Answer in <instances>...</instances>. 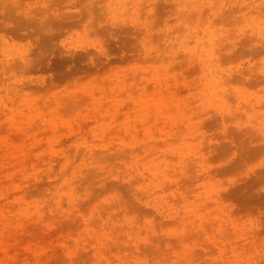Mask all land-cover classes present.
Masks as SVG:
<instances>
[{
  "label": "rangeland",
  "instance_id": "obj_1",
  "mask_svg": "<svg viewBox=\"0 0 264 264\" xmlns=\"http://www.w3.org/2000/svg\"><path fill=\"white\" fill-rule=\"evenodd\" d=\"M35 254L264 264V0H0V264Z\"/></svg>",
  "mask_w": 264,
  "mask_h": 264
},
{
  "label": "bare ground",
  "instance_id": "obj_2",
  "mask_svg": "<svg viewBox=\"0 0 264 264\" xmlns=\"http://www.w3.org/2000/svg\"><path fill=\"white\" fill-rule=\"evenodd\" d=\"M73 7H74V4H71ZM76 5V4H75ZM71 7V6H70ZM38 50V49H37ZM36 50V51H37ZM37 55V54H36ZM35 55V56H36ZM40 55V54H39ZM30 57V56H29ZM38 57V56H37ZM37 57H35V58H37ZM148 67V66H147ZM211 86L214 88V89H216V88H218L219 87V85H220V83H219V81L217 80V81H211ZM143 91H146V90H143ZM143 96V95H142ZM150 100V99H149ZM154 99H152L151 101H153ZM157 100V99H156ZM160 100V99H159ZM164 100H166V99H164ZM150 101V103H152ZM158 101V100H157ZM167 101V100H166ZM139 102V101H138ZM141 102H143V104L145 105V102L144 101H141ZM169 102V101H168ZM167 102V103H168ZM174 102V101H173ZM140 103V102H139ZM141 104V103H140ZM142 104V105H143ZM165 104V103H164ZM163 104V105H164ZM154 105V104H153ZM169 105V104H168ZM152 106V105H151ZM150 106V107H151ZM172 106V105H171ZM149 107V106H148ZM153 107V106H152ZM154 107H156V106H154ZM153 109H156V108H153ZM155 111V110H154ZM156 111H158V110H156ZM166 111V110H165ZM158 113V112H157ZM159 116V115H158ZM161 116V115H160ZM171 116H173V115H171ZM171 118V117H170ZM177 122V121H176ZM173 123V122H172ZM175 123V122H174ZM177 124V123H176ZM182 125V124H181ZM178 127V126H177ZM182 127V126H181ZM82 129V128H81ZM80 129V130H81ZM185 129V128H184ZM83 130V129H82ZM176 130V129H175ZM78 131V130H77ZM76 131V132H77ZM180 131V130H179ZM185 131H186V129H185ZM105 132L106 133H109L108 131H106L105 130ZM104 132V135L106 134ZM75 132H70V134H74ZM78 134L79 135H83L84 134V132L83 131H79L78 132ZM183 134V133H182ZM105 136H108L107 134L105 135ZM106 141H108V140H106ZM115 141V140H114ZM109 142H111L112 143V141H109ZM114 143V142H113ZM113 143H112V145H113ZM124 143V142H123ZM104 144V143H103ZM110 143H106V146L105 147H107V148H111L110 147V145H109ZM125 145V144H124ZM104 147V148H105ZM88 148V147H87ZM106 149V148H105ZM89 150L91 151V148H89ZM108 150V149H107ZM92 153H93V150H92ZM134 157V156H133ZM135 158H137V157H135ZM139 159V158H138ZM138 159H136V160H138ZM140 160V159H139ZM138 160V161H139ZM197 162L198 163H200V166L202 167V169H206L207 168V165H206V160H205V158H202V157H200V160H197ZM146 164H148V162H146ZM149 165V164H148ZM138 167V166H137ZM143 166H141L140 167V169L142 170L143 168H142ZM152 167V166H151ZM145 167L144 169H147L146 171H149L150 172V174L151 175H156L157 173H158V170L155 168V167ZM164 171V170H163ZM163 171H160V169H159V172L160 173H162V175H163V177L164 178H168V175L166 174V172H163ZM165 171H167V170H165ZM137 173H141L139 170H137ZM134 178H130V181H132ZM145 179V177H143V180ZM169 179V178H168ZM199 179H201V178H199ZM147 180V179H146ZM170 180V179H169ZM144 182V181H143ZM171 182H173V180H171ZM150 184V182H148V181H146V183L145 184H142V185H144V186H148ZM141 189H144V188H142V186H141ZM148 191V190H147ZM145 193V192H144ZM140 194V193H139ZM139 194H138V198L140 199V200H142L143 201V197H140L139 196ZM150 196H153V194L152 193H148ZM152 194V195H151ZM199 194V193H198ZM201 194V193H200ZM13 195L11 194V195H9L7 198L9 199L10 197H12ZM119 196V195H118ZM210 198L212 197V195L211 196H209ZM208 197V198H209ZM184 198L186 199V198H188L187 196L185 197L184 196ZM184 199V200H185ZM213 200H214V202H215V204H217V206L218 207H221L222 206V203H223V199H222V195L220 194V191H218L214 196H213ZM187 202V201H186ZM192 202V201H191ZM118 203L120 204V207L121 208H123V209H125V211H128V209H127V203H125V201L123 200V197L121 198V197H119V199H118ZM190 203V202H189ZM189 203H187V204H189ZM186 204V205H187ZM192 204V203H191ZM214 204V203H213ZM156 205H157V207L159 208V206H160V201L158 200V199H156ZM208 205H209V203H208ZM188 206H190V204L188 205ZM192 206H193V204H192ZM189 211V210H188ZM191 211H198L196 208H194V209H192ZM198 217H200V219L201 220H203V217L204 216H202L200 213L199 214H196ZM208 215V214H207ZM185 218V216L184 217H182V220ZM139 223V222H138ZM195 223H197V222H195ZM135 226H137L138 227V230H137V232H136V230H135ZM147 226H148V228L149 229H151L152 228V230H153V225L151 224V223H147ZM141 228L142 227H140L138 224H137V222H135V224H134V226L131 228V231L129 232V233H134V232H136V234H137V236H138V240H140V239H142V237H141V234H142V231H141ZM193 228L196 230H202V231H205V232H207V225H206V223H204L203 221L202 222H200V224H198V225H194L193 226ZM184 238V237H183ZM181 240H183L184 241V239H181ZM139 246V245H138ZM217 246L219 247V249L221 250V252H224L226 249H227V246H228V239H226V240H222V241H218L217 242ZM208 253V252H207ZM118 258H119V260H120V263L121 264H126L128 261H126V262H124V256H122L121 254L118 256ZM107 260H108V258H106ZM141 258H139V260H140ZM33 260H35V261H37V264H41V262H42V260H43V258H42V256L41 255H38V254H35V256H34V259ZM255 261V260H254ZM142 262H144L143 260H140L139 261V264H142ZM108 264H110V262L108 263ZM224 264H228V262H224ZM237 264V263H236ZM250 264H251V262H250ZM256 264H258V262L256 261Z\"/></svg>",
  "mask_w": 264,
  "mask_h": 264
}]
</instances>
